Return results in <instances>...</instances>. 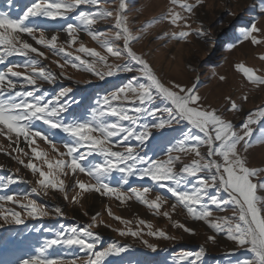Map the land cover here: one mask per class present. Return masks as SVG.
Masks as SVG:
<instances>
[{
    "label": "snow or ice",
    "instance_id": "1",
    "mask_svg": "<svg viewBox=\"0 0 264 264\" xmlns=\"http://www.w3.org/2000/svg\"><path fill=\"white\" fill-rule=\"evenodd\" d=\"M169 4L167 12L149 21L142 31L167 21L181 30L164 32L161 39L167 37L184 40L193 34L200 38L210 35V30L204 27L203 22H200L196 29H192L189 23L196 10L205 6V0H169ZM88 5H95L100 10H82V6ZM127 10V0H119L118 7L114 9L102 7L101 0H33L30 6L15 17L0 11V65H6L5 69L0 71V135L16 143L13 151L18 155L12 158L37 177L36 187L32 191L38 195L42 193L46 196L51 189L63 193L64 199L67 200L69 188L75 187L79 191L71 197V201L77 204L85 193L90 192L114 197L121 203H126L134 196L147 208L155 210L154 214L163 215L169 220H172V213L179 204L193 220L203 221L214 230L215 234L208 237L209 241L215 242L216 235L223 233L237 245V249H246L252 253V258L237 261V264H264V168L249 167L247 157L241 154V150L246 153L254 144H264V107L248 113L246 120L237 128L231 120H226L217 108L202 103L203 97L198 88L199 78L191 87L174 81H162L149 61L132 48V42L141 37L130 29ZM261 11L264 12V7ZM73 15L78 23L71 22L70 17ZM229 15L235 13L229 12ZM108 18L114 19L116 31L100 32L93 28L99 21ZM44 19L68 21L60 28V31L66 33L67 39L61 43L60 31L41 27L37 23L38 20ZM46 32L54 34L46 35ZM81 32H86L104 51L87 47L80 41ZM25 37H30L36 45L56 54L64 53L66 57L73 59L66 58L64 63L54 60L53 63L62 71L59 74L53 73L42 65L39 59L47 60L48 55ZM240 37L241 43L248 41L254 46H264V29L258 27L255 22L242 28ZM119 41L123 42L127 59L123 64H110V56L118 60L125 56V53L116 47ZM77 44L74 52L68 51ZM234 47L235 44L230 45V48ZM13 56L26 58V63H11L9 58ZM258 58L264 60V54H260ZM66 66L82 69L101 80L117 72H136L139 75L134 78L135 82H129L98 100L100 107L94 109L88 119L66 115L72 101H62L72 93L73 89L70 87L62 88L51 99L46 98L44 94L36 95L34 91L17 90L26 84L35 86L36 90L40 91L43 85L38 84V80L55 84L64 76L63 69ZM18 68L24 70L18 71ZM235 68L243 74L247 83L255 88L264 86V74L242 62L236 64ZM12 77L22 78L25 83L18 85ZM219 79L224 81L226 77L220 76ZM158 99L166 101L167 105L162 109L154 107ZM226 100L228 111H242L241 105L231 96L226 97ZM241 100L246 102L248 96H242ZM159 113L166 115L161 116ZM108 117L115 119L109 120ZM147 118H153L156 123H147ZM37 121L66 134V142L62 144L64 151H61L45 132L34 128ZM173 123H186L189 127L187 132L182 133L184 138L167 149V159L142 156L134 147L125 143L134 139L143 145L152 137L151 129L164 128ZM253 125L259 126V135L255 138L253 133L257 129L253 128ZM21 138L28 151L19 146ZM38 141L49 145L51 153L55 155L50 157L49 151L41 148ZM189 141L192 143H188ZM121 147L123 150H120ZM202 147L206 151L202 152ZM173 152L178 155H173ZM7 154L12 155L11 152ZM179 154H194L196 158L190 164L181 163L180 170L177 171V162L181 159ZM22 156L28 157L27 161ZM95 156L102 157L103 162L96 163L94 159H90ZM141 165L143 167H140ZM3 167L0 165V169ZM116 172L122 174L121 182L124 184H128L129 178L136 175L140 179H150L158 188H166L176 198L177 203L171 205V212L161 213L160 209L167 203L162 195L148 199V194L153 190L150 187H132L130 192L113 187L109 179ZM78 174L90 177L94 183L77 179ZM68 176L73 178L72 185L66 184L65 178ZM22 180V177L13 175L0 176V188H7ZM189 184L192 185L191 190H185L183 186ZM23 200H27V203L13 195L0 196V201L18 204L30 218L39 219L51 215L46 207L28 196L25 195ZM209 204L222 211L230 210L231 215L213 217ZM229 206L232 207L229 209ZM54 211L58 216L65 215L59 207ZM107 214L125 225L132 224L131 220L115 216L110 207ZM84 215L88 213L85 212ZM99 215H93L92 223L84 228L72 227L67 232L61 230L56 234V238L42 243L37 249L38 254L20 260L19 264H77V259H81L82 264H104L110 255L125 251V247L115 243L98 250L97 245L101 243L102 237L92 229L103 223L98 222ZM0 219L8 224L24 223L22 213L16 211H0ZM138 224L148 229L146 234L149 236L176 239L162 229L153 231V225L143 219H140ZM3 226L0 224V227ZM173 226L195 235L193 228L180 221H173ZM114 231H118L121 236L139 237L143 233V227L135 231L131 228ZM143 243L153 252L157 250L155 244H150L147 240ZM57 245L78 246L85 252V257L70 261L50 258L47 250ZM205 255L206 250L201 247L195 254L181 252L178 259L181 264L184 261H188V264H203ZM193 256L195 259H190Z\"/></svg>",
    "mask_w": 264,
    "mask_h": 264
},
{
    "label": "rangeland",
    "instance_id": "2",
    "mask_svg": "<svg viewBox=\"0 0 264 264\" xmlns=\"http://www.w3.org/2000/svg\"><path fill=\"white\" fill-rule=\"evenodd\" d=\"M33 0H0V11L8 12L15 17L17 14L25 10ZM128 10L127 16L129 27L134 34L141 38L132 42V48L138 54H142L145 59L152 65L154 71L165 83L174 81L182 85L191 87L192 84L199 78V92L203 97L202 103L211 105L217 108L226 120H231L237 128L246 120L248 113L255 111L259 107H264V86L255 88L247 83L246 78L239 72L235 65L244 63L264 74V60L258 57L264 54V46H254L248 41L240 42V30L250 23L255 22L258 27L264 29V12L261 8L264 7V0H205V6H201L196 10V14L191 17L189 23L192 29L199 27L200 22L206 29L210 30V35L206 38H200L193 34L184 40H176L170 38L161 39L164 32L180 31V28L170 25L169 22L163 21L155 24L147 31H142L145 25L154 18L167 12L170 7L169 0H127ZM119 0H101V6L114 9L118 7ZM82 10L95 12L100 10L95 5L82 6ZM179 10V9H178ZM229 12L235 15H229ZM71 22L78 23L74 19V15L70 17ZM68 21H51L38 20L37 23L44 28L60 31L61 25ZM94 29L100 32H114V19L108 18L99 21L93 26ZM221 29V30H220ZM54 34L46 32V35ZM34 46L40 47L49 59L44 60L39 58L41 64L50 69L53 73L59 74L62 70L53 63L54 60H59L64 63L65 59L72 60V57H66L64 53L56 54L43 46L36 45L30 37H25ZM67 39L66 33L60 31V42ZM80 41L89 48H96L99 51H104L99 47L86 32L80 33ZM79 43V42H78ZM235 44L236 47L230 48V45ZM75 47L69 48L68 51L74 52ZM116 47L125 53L121 59L109 57L110 64H123L126 57V50L123 48V42L116 43ZM77 55H85L76 53ZM88 58V57H85ZM11 63L23 64L26 63V58L13 56L9 58ZM79 63V61H75ZM130 62V61H129ZM133 63L134 62H130ZM6 65H0V71L5 69ZM139 67V66H136ZM18 71H23V68H18ZM64 76L55 84L39 81L43 88L40 91L36 90L35 86L26 85L18 87L19 91H34L36 95L44 94L46 98L51 99L62 88L70 87L73 89L68 97L63 98V101H72L69 108L68 116L88 119L94 109L100 107L97 104L102 97L116 91L119 87H123L129 82H135L134 78L138 77V73L117 72L113 76H106L103 80L96 75L66 66L63 69ZM220 76H225L226 80L221 81ZM66 77H71L67 79ZM18 82V85L24 84L22 78L12 77ZM143 82V81H141ZM247 95L246 102L241 100V97ZM231 96L241 105L242 111H228V102L226 97ZM116 103V102H114ZM167 105L166 101L158 99L154 107L164 108ZM131 107V105H128ZM158 115L165 116L164 113ZM109 120L115 119L108 117ZM147 123H156L153 118H147ZM127 124V122H124ZM188 125L183 123L177 125L173 123L171 126L164 128H153L152 137L143 145L139 141L131 139L125 143L134 147L140 155L151 157L154 159H167V149L176 144L180 139H183V132L188 131ZM34 128L45 132L50 139H53L57 147L64 151L62 144L66 142V134L59 129H50L48 125L41 121L35 122ZM257 129L253 133V137L259 135V126L253 125ZM15 139V138H14ZM20 147H25V143L21 138L18 142ZM41 148L49 151L50 157L54 156L51 153L49 145L43 141H38ZM188 143H192L189 141ZM11 145V146H10ZM16 143H12L5 136L0 135V176L7 177H22V181L9 185L7 188H0V196L13 195L23 203L26 195L29 199L35 200L38 204L46 207L51 215L39 219H33L26 215L24 210L18 205L11 202L0 201V211H16L22 213L23 224H8L0 219V264H19L22 259H27L37 253V249L45 240L56 238V234L61 230L67 232L69 228H84L89 223H92V216L99 213L98 222L103 221L99 227H94L92 231L98 233L102 237V241L97 245L98 250H102L109 244L115 243L118 246L125 247L126 250L118 255H110L104 261V264H181L178 257L181 252L198 253L200 248L206 250V255L203 258V264H237V261L252 258V253L246 249H237V245L226 238L223 233L216 235V241L208 240L210 235L215 234L214 230L210 229L203 221L193 220L187 215L186 210L177 204L175 212L172 213V220L165 218L163 215H156L155 210L147 208L133 198L126 203H121L114 197L101 196L95 192L85 193L80 203H73L71 197L79 191L75 187L68 190L69 199H64L63 193L49 190L48 195L36 194L32 191L36 187L37 177L32 172L20 165L14 157L18 153L13 149ZM123 150V147L120 148ZM82 151H86L82 149ZM201 151H206L201 148ZM11 152L9 156L7 153ZM173 155L178 153L173 152ZM241 154L247 157L249 167L264 168V144H254L245 153L241 150ZM22 155V154H21ZM181 159L177 162V171L180 170L181 163L190 164L196 157L189 154H179ZM27 161L28 157H23ZM94 162H103V158L95 156ZM39 163V162H37ZM140 167H143L141 165ZM19 170V171H17ZM121 173H113L109 182L113 187H119L122 191L130 192L132 187L143 188L150 187L153 190L148 194V199H155L157 195H162L167 203L163 205L160 212L170 211L171 205L176 202V198L167 191L166 188H158L153 181L148 178L140 179L138 175L129 178L128 184L121 182ZM77 179L85 183L93 182L90 177L84 174H78ZM66 184L72 185L73 178L68 176L65 178ZM185 190H191L192 185L183 186ZM215 192V190H212ZM258 194H261L258 192ZM226 198V194H225ZM207 202V197H205ZM213 212V217L231 215V211H222L214 205H210ZM59 207L63 210L64 216H58L55 213V208ZM111 208L115 216H120L125 220H131L132 224L125 225L120 221L113 219L107 214V209ZM232 206H229V209ZM87 212L88 215H84ZM143 219L153 225V231L162 229L170 236L176 239H163L149 236L146 233L148 229L138 224V221ZM173 221H180L186 226L195 230V235L184 232L182 229L173 226ZM109 225V226H105ZM143 227V233L139 237L131 235L121 236L114 229L131 228L137 230ZM50 230V231H49ZM147 240L150 244H155L157 250L153 252L143 243ZM236 249V251H233ZM47 255L50 258H61L70 261L77 258H84L85 252L78 246L57 245L47 250ZM190 259L194 260L195 256ZM77 264H82L81 259H77ZM183 264H188L184 261ZM200 264V262H198Z\"/></svg>",
    "mask_w": 264,
    "mask_h": 264
},
{
    "label": "bare ground",
    "instance_id": "3",
    "mask_svg": "<svg viewBox=\"0 0 264 264\" xmlns=\"http://www.w3.org/2000/svg\"><path fill=\"white\" fill-rule=\"evenodd\" d=\"M221 30V29H220Z\"/></svg>",
    "mask_w": 264,
    "mask_h": 264
}]
</instances>
